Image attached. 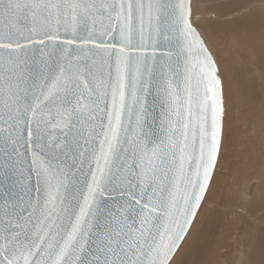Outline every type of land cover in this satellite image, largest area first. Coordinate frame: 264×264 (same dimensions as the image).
<instances>
[{
    "label": "snow or ice",
    "instance_id": "obj_1",
    "mask_svg": "<svg viewBox=\"0 0 264 264\" xmlns=\"http://www.w3.org/2000/svg\"><path fill=\"white\" fill-rule=\"evenodd\" d=\"M201 7L0 0V264H173L227 143Z\"/></svg>",
    "mask_w": 264,
    "mask_h": 264
},
{
    "label": "rangeland",
    "instance_id": "obj_2",
    "mask_svg": "<svg viewBox=\"0 0 264 264\" xmlns=\"http://www.w3.org/2000/svg\"><path fill=\"white\" fill-rule=\"evenodd\" d=\"M237 3L239 15L217 20L202 7L196 12L221 67L227 143L173 264L264 261V0Z\"/></svg>",
    "mask_w": 264,
    "mask_h": 264
},
{
    "label": "bare ground",
    "instance_id": "obj_3",
    "mask_svg": "<svg viewBox=\"0 0 264 264\" xmlns=\"http://www.w3.org/2000/svg\"><path fill=\"white\" fill-rule=\"evenodd\" d=\"M195 220V219H194ZM189 232V231H188ZM183 242V241H182ZM182 244V243H181ZM181 246V245H180ZM178 251V250H177ZM189 252V251H188ZM191 254V253H190ZM186 255H189L188 253H186L184 256H186ZM186 260H184V258H183V263H186L185 262ZM256 264H264V261H258V262H256Z\"/></svg>",
    "mask_w": 264,
    "mask_h": 264
},
{
    "label": "water",
    "instance_id": "obj_4",
    "mask_svg": "<svg viewBox=\"0 0 264 264\" xmlns=\"http://www.w3.org/2000/svg\"><path fill=\"white\" fill-rule=\"evenodd\" d=\"M190 229V228H189Z\"/></svg>",
    "mask_w": 264,
    "mask_h": 264
}]
</instances>
